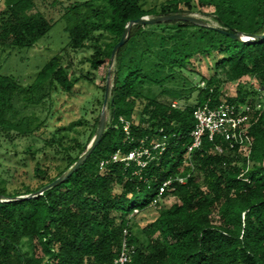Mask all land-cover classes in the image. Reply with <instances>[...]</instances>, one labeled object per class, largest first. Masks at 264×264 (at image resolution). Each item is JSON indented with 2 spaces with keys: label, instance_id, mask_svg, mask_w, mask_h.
Instances as JSON below:
<instances>
[{
  "label": "trees",
  "instance_id": "1",
  "mask_svg": "<svg viewBox=\"0 0 264 264\" xmlns=\"http://www.w3.org/2000/svg\"><path fill=\"white\" fill-rule=\"evenodd\" d=\"M149 1L72 0L60 15L68 42L32 82L0 72V151L5 142L36 134L44 158L50 152L59 160L41 162L28 149L36 183L0 185V264H111L123 230L133 247L127 264H264V38L254 37L264 33V0ZM194 7L211 8L218 25L202 19L132 23L112 53L129 21L189 15ZM51 27L35 0H0L6 53L31 47ZM237 33L253 37L236 39ZM85 48L90 70H107L97 109H90V119H78L85 128L65 143L62 130L48 123L58 112V96L89 77L68 71L64 52ZM195 59L206 63L207 74L195 68ZM232 82L235 93L229 94L225 86ZM105 93V128L91 151L60 182L40 190L86 151ZM219 103L253 107L248 157L204 138L187 162L194 110ZM139 146L150 149L145 166L111 160ZM187 174L184 183L158 195L165 179ZM168 195L176 200L157 209ZM150 211L152 218L141 224Z\"/></svg>",
  "mask_w": 264,
  "mask_h": 264
},
{
  "label": "rangeland",
  "instance_id": "2",
  "mask_svg": "<svg viewBox=\"0 0 264 264\" xmlns=\"http://www.w3.org/2000/svg\"><path fill=\"white\" fill-rule=\"evenodd\" d=\"M35 0V10L43 12L52 22V27L46 35L41 37L31 47L15 49L9 53L0 48V72L10 74L19 80L22 84L27 85L32 82L35 73L42 65L54 54L59 52L68 42V34L65 30V23L60 18L64 5L72 0ZM156 0H150L151 4ZM198 12L194 7L192 15L198 19L206 20L213 25H218L210 15L211 8H203ZM89 49H81L73 51L66 49L64 52L62 63L68 71H73L76 75H89L88 78H82L71 94H61L57 98L55 108L58 109L57 114L50 118L48 126L52 128H60L64 135L63 141L68 143L73 137H78L80 132L85 128V124H79L77 121L82 116L90 119V109L96 108V98L101 97V86L104 83V76L107 66H102L97 71H92L86 61L89 55ZM194 66L203 73H208L206 63L201 59H195ZM248 80L244 78L243 81ZM255 83L254 80H251ZM236 82L226 84L225 91L229 94L235 93ZM264 97V89L262 94ZM143 102L138 103V109L141 108ZM102 107V106H101ZM90 142L88 143L89 146ZM43 140L38 135L26 137H18L14 142H5L4 150L0 151V185L6 186L8 189L20 188L23 184H35L36 179L33 176L32 168L34 161L30 155L25 152L35 151L36 157L41 162L59 163L58 159L52 160V155L47 150V157L44 158L41 149ZM87 146V147H88ZM5 149L7 153H5ZM16 153V154H15ZM14 154V155H13ZM23 158V159H21ZM26 163V166L23 165ZM176 199L173 196H165L161 198V203L157 209L165 207L173 203ZM153 212L145 213V218L140 221L141 224L152 218Z\"/></svg>",
  "mask_w": 264,
  "mask_h": 264
},
{
  "label": "built area",
  "instance_id": "3",
  "mask_svg": "<svg viewBox=\"0 0 264 264\" xmlns=\"http://www.w3.org/2000/svg\"><path fill=\"white\" fill-rule=\"evenodd\" d=\"M172 105L177 104L174 102ZM259 106L260 104L256 105L257 108ZM252 110L253 107L248 103H219L215 106L207 104L197 106L193 114L195 124L191 131L192 140L185 150V160L187 162L190 160L191 152L201 146L204 138H207L208 141L217 139L225 142L227 148L237 147L248 157L252 145V137L248 133ZM124 129H127V124L124 125ZM152 147L163 149V145L159 142H154ZM214 149L221 153L224 146L217 142ZM110 157L113 161L121 160L125 163L133 161L136 165L143 167L146 165L147 159L151 157V153L148 147L139 146L124 154L116 152ZM188 175H176L174 178L165 179L159 186L158 195L161 196L168 189H174L176 184L184 183ZM126 235V230H123L118 254L111 264H127L129 262L133 247L128 243Z\"/></svg>",
  "mask_w": 264,
  "mask_h": 264
},
{
  "label": "water",
  "instance_id": "4",
  "mask_svg": "<svg viewBox=\"0 0 264 264\" xmlns=\"http://www.w3.org/2000/svg\"><path fill=\"white\" fill-rule=\"evenodd\" d=\"M163 20H186V21H190V22H194V23H200L201 19H198L192 15H188V14H182V13H176V14H170V15H165V16H160V17H141L135 20H131L128 22V24L126 25L122 36L120 38V40L115 44L112 53H114L115 49L120 46L121 44H123L125 42V40L128 37V31H129V26L132 23H154V22H159V21H163ZM234 38L238 39H248V37H253V36H247V35H243L240 36L238 33L233 35ZM254 37H258V38H264V33L258 36H254ZM105 101H106V93L104 95V100H103V104L100 110V115H99V123L98 126L96 128V132L95 135L93 136V138L90 141L89 146L87 147L86 151L73 163V165L65 172L63 173L61 176L57 177L56 179H54L52 182L46 184L45 186L41 187L40 190H43L49 186H53L55 184H57L58 182H60L69 172H71L83 159L84 157L91 151L93 145L97 142V140L99 139L101 133L103 132L104 128H105ZM26 196H17L16 198L21 199ZM2 199V196L0 195V200Z\"/></svg>",
  "mask_w": 264,
  "mask_h": 264
}]
</instances>
